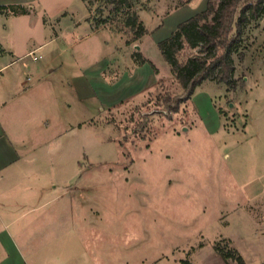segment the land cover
Listing matches in <instances>:
<instances>
[{
  "label": "rangeland",
  "instance_id": "obj_1",
  "mask_svg": "<svg viewBox=\"0 0 264 264\" xmlns=\"http://www.w3.org/2000/svg\"><path fill=\"white\" fill-rule=\"evenodd\" d=\"M185 1L138 0L135 10L146 31L135 38L122 15L94 28L108 13L101 0H0L28 11L0 14V42L11 50L2 54L0 47V62L20 57L3 73L21 68L22 77L39 73L54 79V84L33 90L36 94L23 104L31 109L27 116H35V101L45 104L50 118L46 127H31L33 121L24 120L21 100L6 106L17 111L16 129L23 120L35 147L34 139H40L35 152L45 157L31 163L27 185L46 189L41 193L33 186L30 199H80L79 212L72 210L78 203L62 200L58 207L65 203L64 210L55 224L59 231L73 230L91 253L95 249L98 264H182L181 259L234 264L214 249L218 242L225 247L226 239L247 264H264V16L248 35L247 48L233 55L236 86L228 89L206 80L170 112L164 99L179 98L183 91L158 42L207 2L181 5ZM141 50L147 65L126 75L144 82L158 75L154 86L134 92L138 84L129 82L114 100L116 90L98 77L91 80L92 97L71 99L67 75L84 77L83 70L91 66L106 64L115 55L125 62L130 57L126 52L133 57ZM29 53L42 57L35 61ZM197 53L186 45L178 59ZM54 101L69 103L64 115L70 111L80 122L57 141ZM16 194L24 195L20 187ZM58 201L50 202L52 210Z\"/></svg>",
  "mask_w": 264,
  "mask_h": 264
},
{
  "label": "crops",
  "instance_id": "obj_2",
  "mask_svg": "<svg viewBox=\"0 0 264 264\" xmlns=\"http://www.w3.org/2000/svg\"><path fill=\"white\" fill-rule=\"evenodd\" d=\"M189 1L191 0H186L181 5H185ZM0 47L3 50L2 54L7 51L11 52L2 42H0ZM140 47H143V44H140ZM140 52L146 55L144 50ZM127 54L130 57L125 61L126 65L124 66L117 64V61L125 62L115 55L112 57V61L108 60L106 64L94 65L89 70H83L85 71L84 77L77 73L74 74L75 76L67 75V80L72 81V83H69L71 99L80 101L82 97H92L94 84L91 83V80L96 81L98 77H101L104 82H108H105L107 88L111 87L113 88L112 91L116 90L113 93L114 100L123 93V86L128 87L129 82L138 84L134 92L138 88L145 89L154 86L159 80L158 75L154 77L151 74L145 82L140 76L133 75L134 77H129L126 75V72L136 74L139 68L147 65L146 63L136 64L131 53L126 52V57ZM19 59L20 57L15 58L13 56L7 61L0 62V264H98L95 249L91 253L90 246L82 245L79 240L80 237H77L73 230L59 231L55 224L61 215V211L64 210L62 206L65 203L58 207L60 202L66 200L71 205L78 203L79 208L71 206V209L74 207L72 210L79 212L81 210L80 199L74 198L75 201L70 197L64 199L63 195H54L45 199L34 197L32 201L30 199L33 186L38 187L41 193L46 189V187L27 185L32 175L31 169L34 166L31 163L43 160L45 157L43 152H35V148L39 149L40 139H34L38 143L35 147L32 138L29 136L28 124H22L23 120L20 121L21 125L18 124L20 130L16 129L14 122L18 123L16 120L17 111L16 109L12 111L6 106L10 103L12 105L16 104L19 102L18 100H21L22 106H27L28 101L25 98H31L32 95H35L34 91H38V88H43L49 83L54 84V79L49 80V78L39 73L37 77L29 76V74L22 77L21 68H17V73H14L15 70L12 73H3L7 67L17 64ZM120 68L123 69L120 70ZM74 80H77L76 84ZM131 94L130 92L127 96H131ZM35 102V107H33L36 112L33 113L35 116H32V113L31 116H27L31 111L29 107L24 106L22 109L24 112L21 113L25 115L24 120L29 121L31 119L33 121L31 127H39L42 123H44L43 127H46L50 118H46L45 104L42 105L40 101ZM65 104L70 105L67 102L62 104L60 101H54L56 111L55 123L53 121L55 125L52 126V129L55 131L53 135L56 134L54 136L56 141L66 129H72L80 123L72 119L74 114L71 115L70 111L67 115H64ZM201 120L203 121L202 117ZM25 128L26 131H22ZM218 129L219 126L214 130L217 131ZM45 131L44 134L48 133L47 130ZM31 135L33 134L31 133ZM35 166L37 171L38 163ZM37 173L41 174L38 171ZM18 187L21 188L24 195L18 196L16 194V188ZM55 189L56 187H54ZM71 189L75 191L77 187H72L69 190ZM65 191L67 190H63L61 193H65ZM55 201H58L57 207L55 209L53 207L52 210L50 204ZM51 220L56 222H50Z\"/></svg>",
  "mask_w": 264,
  "mask_h": 264
},
{
  "label": "trees",
  "instance_id": "obj_3",
  "mask_svg": "<svg viewBox=\"0 0 264 264\" xmlns=\"http://www.w3.org/2000/svg\"><path fill=\"white\" fill-rule=\"evenodd\" d=\"M85 1V0H82ZM108 9L107 15L94 28L108 23L115 16L122 15L125 27H128L135 38L141 37L146 29L140 20L135 5L138 0H101ZM22 9L17 11L12 4H0V14H26ZM264 16V0H207L205 8L179 23L169 36L158 42V47L164 60L170 67V72L180 85L183 95L176 99H164L165 108L175 112L179 104L188 100L195 89L206 80L225 84L228 89L236 86L234 78V54H240L247 48L246 40L252 29L259 26V20ZM90 21V19H87ZM250 26V27H249ZM245 32L247 35H245ZM129 41H126L127 44ZM197 48L196 55L187 57L183 62L178 59V53L184 46ZM134 61L145 63L140 51L133 53ZM242 57V55H240ZM151 66L153 64L149 62ZM154 71L157 68L152 67ZM229 240L225 247L218 242L214 244L215 251L224 260H232L234 264H247L236 249L229 248ZM182 264H195L188 259H181Z\"/></svg>",
  "mask_w": 264,
  "mask_h": 264
},
{
  "label": "built area",
  "instance_id": "obj_4",
  "mask_svg": "<svg viewBox=\"0 0 264 264\" xmlns=\"http://www.w3.org/2000/svg\"><path fill=\"white\" fill-rule=\"evenodd\" d=\"M29 54L32 56V59L35 60V61L39 60L42 57V55H35V54H32V53H29Z\"/></svg>",
  "mask_w": 264,
  "mask_h": 264
},
{
  "label": "water",
  "instance_id": "obj_5",
  "mask_svg": "<svg viewBox=\"0 0 264 264\" xmlns=\"http://www.w3.org/2000/svg\"><path fill=\"white\" fill-rule=\"evenodd\" d=\"M135 47H136V49H138V48H139V46H137V45H136Z\"/></svg>",
  "mask_w": 264,
  "mask_h": 264
}]
</instances>
